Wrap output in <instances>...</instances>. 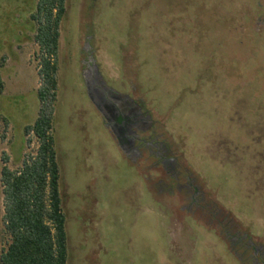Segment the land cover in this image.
<instances>
[{
  "label": "rangeland",
  "instance_id": "obj_1",
  "mask_svg": "<svg viewBox=\"0 0 264 264\" xmlns=\"http://www.w3.org/2000/svg\"><path fill=\"white\" fill-rule=\"evenodd\" d=\"M36 2L0 0V168L3 158L20 168L37 148L24 136L40 105ZM65 8L52 135L66 264H242L224 228L264 253V0H66ZM96 73L141 108L220 210L217 220L187 210L176 192L156 194L149 162L125 158L92 102L107 101ZM2 216L0 187V255Z\"/></svg>",
  "mask_w": 264,
  "mask_h": 264
},
{
  "label": "trees",
  "instance_id": "obj_2",
  "mask_svg": "<svg viewBox=\"0 0 264 264\" xmlns=\"http://www.w3.org/2000/svg\"><path fill=\"white\" fill-rule=\"evenodd\" d=\"M66 0H37L30 19L35 25L39 110L24 128L26 144L37 148L25 154L20 168L3 166L0 174L3 216L8 242L0 264H66L65 215L59 194V171L54 151L52 118L57 95L59 26ZM3 82L0 76V94Z\"/></svg>",
  "mask_w": 264,
  "mask_h": 264
},
{
  "label": "flooded vegetation",
  "instance_id": "obj_3",
  "mask_svg": "<svg viewBox=\"0 0 264 264\" xmlns=\"http://www.w3.org/2000/svg\"><path fill=\"white\" fill-rule=\"evenodd\" d=\"M120 110L121 114L128 116V118L129 114L135 115L134 128L131 129L129 137L134 150V161L129 160L136 166H139L140 163L147 164L149 162L144 168L153 170L156 174L154 178L155 193L172 194L176 192L183 196L182 201L185 206H188L187 210L199 212L202 216H206L210 224L211 221L217 220L221 214L220 210H217L214 202L207 200L205 192L201 191V187L196 184L195 179L191 177L183 162L176 159L168 146L159 142V136L151 131V128L149 129L147 119L143 118L141 108L134 101L125 100L120 104ZM148 129L149 131H147ZM219 233L228 239L232 246V255L242 264H264L263 250L255 248L251 242L245 241V235H240L239 231L231 234L229 228H224ZM248 252H251V255L246 257Z\"/></svg>",
  "mask_w": 264,
  "mask_h": 264
},
{
  "label": "water",
  "instance_id": "obj_4",
  "mask_svg": "<svg viewBox=\"0 0 264 264\" xmlns=\"http://www.w3.org/2000/svg\"><path fill=\"white\" fill-rule=\"evenodd\" d=\"M94 64V63H93ZM96 67L92 66V69H88L90 74L94 73V69ZM87 69V68H86ZM97 69V68H96ZM98 71V70H97ZM98 75V79L92 75L93 81L95 86L98 87L99 95L103 98H107V101H103L102 103L97 100L96 97L92 95V102L95 104L96 109L101 114L104 121H106L108 128L112 132L118 147L120 148L121 152L126 156V158L133 160V147L132 141L130 140L131 129L134 128L133 122H135V115L128 116L122 115L120 110V104L125 100L131 101V99L126 95L116 94L115 92L109 91L105 89V83L102 80L100 74ZM97 78V77H96ZM104 88V89H103ZM110 93V96H109Z\"/></svg>",
  "mask_w": 264,
  "mask_h": 264
},
{
  "label": "crops",
  "instance_id": "obj_5",
  "mask_svg": "<svg viewBox=\"0 0 264 264\" xmlns=\"http://www.w3.org/2000/svg\"><path fill=\"white\" fill-rule=\"evenodd\" d=\"M2 82H3V80H2ZM25 142H26V138H25ZM0 164H1V162H0ZM1 168H2V166H1ZM1 168H0V174H1Z\"/></svg>",
  "mask_w": 264,
  "mask_h": 264
}]
</instances>
